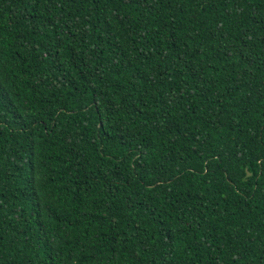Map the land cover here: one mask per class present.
I'll return each mask as SVG.
<instances>
[{
	"label": "trees",
	"instance_id": "obj_1",
	"mask_svg": "<svg viewBox=\"0 0 264 264\" xmlns=\"http://www.w3.org/2000/svg\"><path fill=\"white\" fill-rule=\"evenodd\" d=\"M0 264H264V0H0Z\"/></svg>",
	"mask_w": 264,
	"mask_h": 264
}]
</instances>
